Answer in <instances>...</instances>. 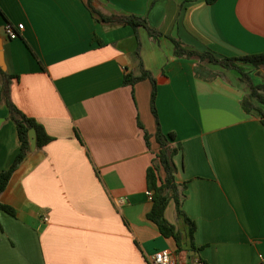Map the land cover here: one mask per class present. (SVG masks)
Here are the masks:
<instances>
[{"label":"crops","instance_id":"crops-1","mask_svg":"<svg viewBox=\"0 0 264 264\" xmlns=\"http://www.w3.org/2000/svg\"><path fill=\"white\" fill-rule=\"evenodd\" d=\"M97 6L107 15H145L162 34L140 27L138 53L132 26L98 21L84 0H0L10 98L54 137L32 150L1 195L16 215L0 210V264H152L161 248L186 264L196 258L258 264L264 124L244 110L249 87L235 69L214 66L223 75L197 76L198 58L175 55L172 37L219 56L264 51V0H97ZM7 23L24 24L18 38L6 34ZM243 65L264 82V68ZM142 68L158 80L162 130L176 133V179L186 184L183 209L196 223L195 249L173 200L165 214L177 216L171 221L184 235L180 252L147 217L146 174L158 150L152 83L123 82L126 72L139 75ZM20 146L0 81V170Z\"/></svg>","mask_w":264,"mask_h":264},{"label":"trees","instance_id":"trees-1","mask_svg":"<svg viewBox=\"0 0 264 264\" xmlns=\"http://www.w3.org/2000/svg\"><path fill=\"white\" fill-rule=\"evenodd\" d=\"M88 9L92 12L98 21L110 24H125L134 28L138 37V53L141 45L139 37V28L145 27L149 34L158 38L162 32L153 27L147 16L138 15L135 13H113L110 15L104 14L97 6V0H84ZM216 0H207L208 3H213ZM174 43V53L179 57L198 58L195 65V73L197 76L204 79H214L217 76L223 75L222 72L214 66H219L225 69H235L240 79L244 81L249 90L242 98V106L248 113L256 114L264 124V82L255 83L243 63L251 64L254 68H264V51L248 53L239 56H219L209 50L198 51L186 47L184 43L172 37ZM103 42L101 41V44ZM37 56V54H36ZM38 57V56H37ZM39 58V57H38ZM13 75L0 67L1 81V96L6 99L9 107L10 115L15 121L18 133L21 140L20 150L17 153L13 163L7 169L0 170V210H4L12 215H16L14 206L5 203L1 200V195L8 187L14 173L27 159L32 152L29 138V130L36 128L37 130V147L41 148L54 139L34 117L23 112L10 98V87ZM149 79L152 83L151 108L157 122L156 142L158 150L155 152L152 163L147 169L146 181L148 190L151 191L152 206L147 217L155 223L165 237H172L177 243V252L183 249V232L166 217V208L170 201L176 204V213L182 217L187 224V234L192 249L196 248L195 232L196 223L190 218L183 209V203L186 198V184L180 183L176 179L177 164L175 156L179 151V147L174 144L176 133L173 131L164 132L159 120L158 110L156 107V97L158 91V80L153 73L142 68L141 74L136 75L128 71L124 75L123 82L128 85H135L137 82ZM139 125L143 127L141 121ZM146 143L151 147L150 134L145 131Z\"/></svg>","mask_w":264,"mask_h":264},{"label":"built area","instance_id":"built-area-1","mask_svg":"<svg viewBox=\"0 0 264 264\" xmlns=\"http://www.w3.org/2000/svg\"><path fill=\"white\" fill-rule=\"evenodd\" d=\"M24 28V24L20 23L17 26L13 25L12 23H7L5 25V32L6 34L11 38L15 39L20 36V32ZM148 194L151 196V191H148ZM126 202L125 197H119L117 199L118 205H123ZM45 220H48V217L45 216ZM152 264H186L179 262L173 251L169 248H161L156 250L151 257ZM192 264H208L205 260L202 258H196ZM258 264H264V259L260 261Z\"/></svg>","mask_w":264,"mask_h":264},{"label":"water","instance_id":"water-1","mask_svg":"<svg viewBox=\"0 0 264 264\" xmlns=\"http://www.w3.org/2000/svg\"><path fill=\"white\" fill-rule=\"evenodd\" d=\"M0 67L4 70L7 69L1 39H0ZM29 138H30V143H31V150H35L37 148V130H36V128H31L29 130Z\"/></svg>","mask_w":264,"mask_h":264},{"label":"rangeland","instance_id":"rangeland-1","mask_svg":"<svg viewBox=\"0 0 264 264\" xmlns=\"http://www.w3.org/2000/svg\"><path fill=\"white\" fill-rule=\"evenodd\" d=\"M253 81H254L255 83H258V82H257V76H256L255 74H254V76H253ZM259 83H260V82H259ZM171 213L173 214V212H171ZM174 215H175V213H174ZM174 215H173V217H174ZM166 217H167V219L170 220V221L173 220L174 223L178 222V220H177V216L175 217V219H169L168 216H166ZM171 222H172V221H171Z\"/></svg>","mask_w":264,"mask_h":264}]
</instances>
